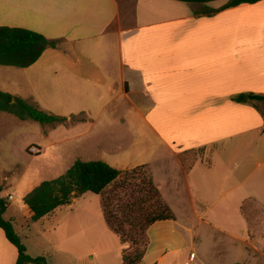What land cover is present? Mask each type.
Returning <instances> with one entry per match:
<instances>
[{
    "label": "crops",
    "instance_id": "1",
    "mask_svg": "<svg viewBox=\"0 0 264 264\" xmlns=\"http://www.w3.org/2000/svg\"><path fill=\"white\" fill-rule=\"evenodd\" d=\"M229 1L0 0V27L60 41L26 69L0 66V91L67 119L50 132L61 127L62 148L83 151L64 152L65 171L76 160L120 172L143 167L173 215L148 228L143 262L151 233L161 237L146 264L181 249L197 264L264 263L263 236L242 210L246 202L264 210V103L235 100L264 96V0L221 9ZM99 122L125 126L123 148L97 151ZM9 206L3 218L14 227ZM178 215L187 221L182 229ZM45 219L55 239L47 264H89L90 251L95 264H110L111 237L122 247L99 195L73 197ZM17 255L0 229V264H15Z\"/></svg>",
    "mask_w": 264,
    "mask_h": 264
},
{
    "label": "rangeland",
    "instance_id": "2",
    "mask_svg": "<svg viewBox=\"0 0 264 264\" xmlns=\"http://www.w3.org/2000/svg\"><path fill=\"white\" fill-rule=\"evenodd\" d=\"M2 87V86H0ZM18 92L25 96L27 90L24 86L18 88ZM80 119H75V121ZM51 125H42L35 121H21L15 116L0 114V186L2 189L1 196L7 197L13 195L9 201L10 213L15 217L14 228L19 233L20 240L27 247V255H41L47 257L51 253V246L55 245L53 239L54 233L48 227V220L30 223L25 210L27 207L23 204V197L33 187L43 181H49L62 175L67 169V163L70 161L64 152H82L76 148L61 146V137L65 132L60 128L57 131L50 132ZM95 142L98 143V152H110V144L119 143L124 146L127 137L125 126H107L99 122L95 129ZM53 135V139H52ZM130 137V135H129ZM55 142L50 148H45L49 143ZM36 147L41 153L32 155L29 148ZM62 152L64 154H62ZM92 152H96L95 149ZM195 153H187L182 157L184 160H191ZM150 174L145 168H135L121 172L119 178L113 182L101 195V200L105 201L108 209L115 214L118 221L126 220L127 223L122 225L126 242L122 244L121 249L126 254H133L143 247L145 237L133 233H128L129 225L143 222V217L150 214L154 205L148 200L149 195L146 183L150 180ZM7 203V204H8ZM243 214L250 223L251 229H255L261 234L264 241V210L254 202H246L243 207ZM5 214V218L13 217ZM177 226L182 229L187 224L181 215H178ZM31 227L27 229V225ZM29 236V237H28ZM28 237V239L26 238ZM160 231L151 233V253L146 261L140 264H146L152 259L156 252ZM110 252L112 263L121 264V249L117 239L111 237ZM135 240V244L131 243ZM151 240L147 235V249ZM189 247H191L189 245ZM26 248V247H25ZM264 252V250H263ZM93 251L85 255L89 264H95L98 257L92 256ZM171 254V255H170ZM201 256L202 253L200 254ZM264 258V254L262 255ZM171 257V258H170ZM198 261L189 262V252L181 249L180 251L171 252L161 264H197ZM54 264V262H50ZM220 264H225L224 262ZM264 264V263H260Z\"/></svg>",
    "mask_w": 264,
    "mask_h": 264
},
{
    "label": "trees",
    "instance_id": "3",
    "mask_svg": "<svg viewBox=\"0 0 264 264\" xmlns=\"http://www.w3.org/2000/svg\"><path fill=\"white\" fill-rule=\"evenodd\" d=\"M261 0H230L223 8L235 7L241 4H254ZM60 41L48 40L42 35L21 28L0 27V66L26 69L32 66L47 49L58 48ZM237 102L246 103L262 101L264 96L243 94L235 99ZM0 113L15 116L21 121H35L42 125H62L65 117H60L40 110L25 100L0 91ZM143 168V167H138ZM137 168V169H138ZM121 172L103 161L83 162L76 160L73 165L62 175L49 181H43L23 197L24 205L31 213V221L37 222L49 215L57 208L69 205L74 194L79 196L90 192L101 196L103 192L115 182ZM148 200L154 205L150 214L143 217V222L129 225L128 233H135L145 237L143 247L133 254L122 253V264H140L147 248V230L157 222L172 221L173 215L161 201L158 190L150 180L146 183ZM1 193V189H0ZM7 202L0 197V229L4 232L7 241L17 250L15 264H47L45 257H30L15 232L11 221L3 218L7 209ZM102 211L108 228L118 237L121 244L125 243L122 225L128 221H118L105 201H102ZM131 243L134 245L135 240Z\"/></svg>",
    "mask_w": 264,
    "mask_h": 264
},
{
    "label": "built area",
    "instance_id": "4",
    "mask_svg": "<svg viewBox=\"0 0 264 264\" xmlns=\"http://www.w3.org/2000/svg\"><path fill=\"white\" fill-rule=\"evenodd\" d=\"M29 153L32 154V155H38V154L41 153V151H40V149H38L36 147H31V148H29ZM12 198H13V196L12 195H9L6 198V201H11Z\"/></svg>",
    "mask_w": 264,
    "mask_h": 264
},
{
    "label": "water",
    "instance_id": "5",
    "mask_svg": "<svg viewBox=\"0 0 264 264\" xmlns=\"http://www.w3.org/2000/svg\"><path fill=\"white\" fill-rule=\"evenodd\" d=\"M79 195L78 194H74V197H78Z\"/></svg>",
    "mask_w": 264,
    "mask_h": 264
}]
</instances>
